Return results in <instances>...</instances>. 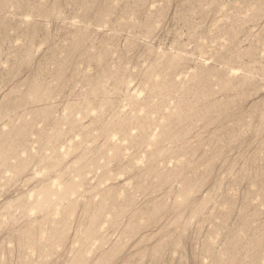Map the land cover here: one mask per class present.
Returning a JSON list of instances; mask_svg holds the SVG:
<instances>
[{
  "label": "rangeland",
  "instance_id": "rangeland-1",
  "mask_svg": "<svg viewBox=\"0 0 264 264\" xmlns=\"http://www.w3.org/2000/svg\"><path fill=\"white\" fill-rule=\"evenodd\" d=\"M0 264H264V0H0Z\"/></svg>",
  "mask_w": 264,
  "mask_h": 264
}]
</instances>
